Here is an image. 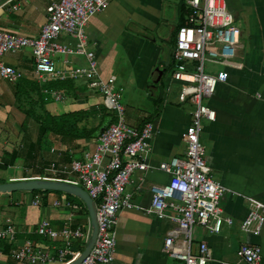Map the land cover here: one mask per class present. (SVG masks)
I'll use <instances>...</instances> for the list:
<instances>
[{
  "label": "built area",
  "instance_id": "built-area-1",
  "mask_svg": "<svg viewBox=\"0 0 264 264\" xmlns=\"http://www.w3.org/2000/svg\"><path fill=\"white\" fill-rule=\"evenodd\" d=\"M182 1L186 10L185 22L177 26L173 33L169 47L171 70L168 78L177 85V102L189 103L191 109L188 112L189 121L180 134L184 143L182 157H171L155 166L148 161L152 122L145 121L137 127L125 122L120 89L114 88L115 76L102 79L93 51L86 48L84 26L91 16L105 9L110 0L53 1L45 7V21L36 36L0 29V55L29 48L33 59L32 76L36 82L85 80L102 97L106 109L113 112L114 121L97 133L91 140L92 147L81 150L78 158L59 161L66 149L59 142H54L49 150L56 152V159L42 167L41 173L29 174V168L23 169L24 173L29 174L24 179H53L78 185L93 201L96 237L78 264H106L112 259L115 215L123 208L133 207L131 195L124 188L132 182L131 176L136 171L156 169L167 176L165 182L149 184V204L143 210L146 214L167 218L174 223L162 242V250L169 257L181 260L183 264H206L211 259V252L205 242H199L195 252L190 250L193 226L199 225L216 233L222 222L231 223L229 218L221 216L219 201L225 187L211 176L199 135L201 120L214 119V110L203 104L202 100L213 93L218 83L227 80L224 68L207 72L205 66L230 62L239 45V29L224 0ZM11 2L4 0L0 6ZM10 8L16 7L12 4ZM60 34L70 36L75 43L57 42ZM58 55H79L85 64L75 65L65 57L58 61ZM57 62H61L62 66L59 67ZM0 78L14 82L18 73L12 66L0 62ZM41 92L44 98L54 102L65 100L60 90L42 89ZM166 92L168 87L164 89ZM142 181L143 177L140 176L138 182ZM246 199L248 206L239 229L243 233L257 234L264 222V202ZM40 203L38 194L29 200L32 207H38ZM51 205L67 211L64 222L55 226L42 218L33 228V234L57 241L53 250L34 244L29 239L18 241L17 226L6 218L0 225V262L9 258L13 264H65L76 257L89 237L88 216L84 223H76L74 218L80 213L81 206L63 195L53 199ZM3 244L9 245L7 254L3 253ZM235 255L243 264H259L260 247L240 243Z\"/></svg>",
  "mask_w": 264,
  "mask_h": 264
},
{
  "label": "crops",
  "instance_id": "crops-1",
  "mask_svg": "<svg viewBox=\"0 0 264 264\" xmlns=\"http://www.w3.org/2000/svg\"><path fill=\"white\" fill-rule=\"evenodd\" d=\"M53 1L57 0H12L11 3L0 6V29L30 37L36 36L45 21V7ZM169 1L110 0L108 6L91 16L84 26L86 48L92 50L95 55L99 76L102 79L109 75L115 76L114 66L117 61L123 66L124 62L121 64V61L124 57L125 64L128 65L125 81H128L132 73L136 82L135 88H146L145 97L140 96L139 100L136 91L134 95L129 94L127 104L122 105L124 119L128 125L137 127L145 121H151L153 124V134L149 141L151 150L148 155L151 166L171 157H182L184 143L180 134L189 121L188 112L191 109L189 103H178L176 100L177 85L168 78L171 70L169 54L166 64L157 61L158 57L164 59L169 43L166 41L167 45L159 46L150 41L149 53H137L144 40L142 37L149 36L150 29L147 25L154 24L159 27L162 23L160 26H164V31L169 32L168 36L174 33L180 0L172 6L171 11L167 10H170ZM224 1L234 17L235 26L239 29V38L242 37L246 44L244 46L239 40L235 56L230 62L226 65L218 64L220 69L227 71V80L218 83L213 93L204 98L208 107L214 110V119L201 120L199 141L205 142L204 159L211 169V176L225 187L219 205L221 216L229 218L231 223L222 222L216 233L194 225L190 250L195 252L197 244L205 242L211 252V259L206 264H243L235 255L239 244H256L260 247L259 264H264V222L257 234L243 233L239 229L248 206L246 198L264 202V0ZM12 4L15 9L10 8ZM56 41L75 43L73 38L64 34H60ZM120 51L122 53H119ZM64 57L75 65L85 64L83 57L79 55H58L56 58L60 61ZM235 58L236 61H233ZM0 62L12 66L18 77L33 79V59L30 51L22 49L15 52L11 64L1 59ZM57 65L62 66L61 62H57ZM116 80L115 76V82ZM15 81L0 78V124L7 120L9 109L13 106ZM71 82L73 88L65 90V100H50L54 111L91 110L94 118L88 125H96L101 118L98 114L102 113L99 111L100 105H103L98 92L89 87L85 80L77 79ZM86 86L89 89L87 93ZM166 87L168 92L165 94ZM141 101H147L150 107L145 108L139 104ZM31 138H34L32 133ZM91 140H79L78 147L66 153L70 158H78L81 150L92 147ZM10 147L0 148V156ZM74 153H77L76 156ZM65 158L62 156L59 161H68ZM5 169L9 172L4 181H17L22 176L15 165ZM11 174L18 176L17 180L12 179ZM140 176L143 177L141 183L138 182ZM131 179L132 182L124 189L130 193L133 207L123 208L115 215V247L112 259L106 264H183L181 260L169 257L162 250L163 238L166 232L174 227V223L167 218L160 219L153 214H146L143 210L149 204V184L165 182L167 176L156 169H149L145 172H134ZM10 195L11 193L7 195L8 203L14 204L10 202ZM59 196L61 195L47 193L39 205L41 208L28 204L29 207L38 210L40 208L41 211L39 210L38 216L37 211L35 216H25L21 223L13 221L14 216L5 212L0 204V225L9 218L18 228V241L29 239L34 244L52 251L54 244L57 245L58 242L36 236L33 234V228L42 218L55 226L64 222L67 211L51 205L52 200ZM19 235H22V238ZM81 247L80 251L83 249V246ZM76 248L79 249V246L76 245Z\"/></svg>",
  "mask_w": 264,
  "mask_h": 264
},
{
  "label": "trees",
  "instance_id": "trees-1",
  "mask_svg": "<svg viewBox=\"0 0 264 264\" xmlns=\"http://www.w3.org/2000/svg\"><path fill=\"white\" fill-rule=\"evenodd\" d=\"M185 16L186 10L183 1L180 0L177 5L176 27L185 22ZM172 40L168 42L169 45L172 43ZM13 86V106L22 113L24 118L33 122L36 125V128L33 139L28 133L24 135L28 138L27 141H25V145L18 141L17 145L5 149L2 152L0 156V169L15 165L16 159H19L22 161L23 168H29L32 173H41L42 167L47 164V162L43 160L44 152H46L54 142L62 144L66 148V151H73L78 147L79 140L93 139L97 133H99L100 129L102 130L107 124L114 121L113 115H107L108 113H106V111L108 110H106L104 105L101 111L102 113L99 114L101 118H99L97 124L93 126H90L94 118V113L91 110L78 109L65 112H55L53 106L50 104V99L44 98V94L41 90H60L65 96V90L67 91L73 88L71 80H49L46 83H38L32 78L18 77ZM90 118L92 119L90 120ZM88 122H90L89 125ZM22 127L21 130H24V125ZM66 151L62 156L66 157L65 160H69L70 156H68ZM36 161L38 163H44V165L42 167H35ZM23 177V175L20 176L18 180L24 179ZM32 192L40 193L39 195H41L43 200L45 196L44 194L54 192L63 195L67 200L72 201L71 195L58 191L33 190ZM77 204L81 206L80 212L83 211L87 215L83 203ZM8 249L9 245L3 244V253L7 254ZM7 263L13 264L9 258H7Z\"/></svg>",
  "mask_w": 264,
  "mask_h": 264
},
{
  "label": "rangeland",
  "instance_id": "rangeland-1",
  "mask_svg": "<svg viewBox=\"0 0 264 264\" xmlns=\"http://www.w3.org/2000/svg\"><path fill=\"white\" fill-rule=\"evenodd\" d=\"M178 0H170L168 3L170 6V10L167 9L168 11H171V8L173 5L176 4ZM162 23L159 24V27H156L154 24L152 25H147L146 27L148 29H150V31H148V34L149 36L147 35H144V37H142V39H144L142 41V46H139V50L137 53H143L144 55L146 53H149L150 52V44L149 43L150 41H153L154 44H158L159 46L161 45H167L168 44V41L170 42L173 38V34L171 36H168V33L169 32H166L164 31V26H160ZM235 24V23H234ZM166 32V33H165ZM157 33V35H156ZM140 38V36H137ZM137 39V38H136ZM239 40L244 44H246V41L240 37ZM166 41H167V44H166ZM22 50V49H21ZM23 51H30L29 48H23ZM119 53H122V51H120ZM142 54V55H143ZM15 55V53H4L2 55H0V59L3 61V62H6L8 64H11L13 63V56ZM125 58L123 57L122 61H121V64L124 62L123 66L122 65H119L118 64V61H117V65H115V70L113 71L117 80L116 82L114 83V88H117V89H120V103L123 104V105H126L127 104V98H128V95L131 94V95H134V93L136 92L137 94H139L138 98L140 100V96L143 98L145 97V89H142V90H139L138 88L136 89V82L133 78V75L132 73L130 74V78L128 79V81H125L126 79V69H128V65L127 63L125 64ZM233 61H236V58L233 59ZM127 65V66H126ZM220 65H215V66H208L206 65L205 66V71L207 72H215L217 71L218 69H220ZM33 69V65L31 67ZM125 72V74H124ZM168 74V73H166ZM126 76V77H125ZM124 77V78H122ZM132 85V86H131ZM133 87V88H132ZM88 87L86 86L85 87V91L86 93L88 92L89 89H87ZM172 90V89H171ZM98 96H100L99 94H97ZM100 100H102V97L100 96ZM103 103V101H102ZM202 103L203 104H206V102L204 101V99L202 100ZM139 104L143 105L145 108H148L150 107L149 103L147 101H145V103L143 101L139 102ZM128 106H131V105H128ZM101 110L99 111H102L103 109V105H100ZM137 110H139V108L137 107L136 108ZM108 110V109H107ZM106 113H108L107 115H113V112L112 111H106ZM100 114V113H98ZM124 114V113H123ZM24 125V130H21ZM35 127L36 125L31 122L29 119L27 118H24V116L22 115L21 112H19L14 106H12L10 109H9V115H8V118L7 120H5V122H2V124H0V148H2L3 146H11L12 145H17L18 141L23 143V145H25V141H27V137L24 136L26 133H28L30 136H31V133H32V137L34 136V130H35ZM32 131V132H31ZM24 132V133H23ZM201 145L202 146H206L205 145V142L202 140L200 141ZM64 147V146H63ZM50 149V148H49ZM47 150L46 152H44V155H43V160L46 161L47 163L50 161V160H55L56 159V152H50V150ZM66 148L64 147V150ZM73 153V152H72ZM77 153H74L73 155L76 156ZM55 158V159H54ZM38 161V160H37ZM36 161L35 163V167H39V166H43L44 163H38ZM45 162V163H46ZM38 164V165H37ZM15 166L19 169L20 171V174H22L23 176L25 175H29L31 174V172L28 174V173H24L23 171V164H22V161L19 160V159H16V162H15ZM46 166V165H44ZM7 172H9L7 169H0V181H4L6 180L5 177ZM19 175V173L17 174ZM17 177L18 176H12L11 174V178L14 179V180H17ZM34 194H40L38 192L36 193H33L32 191L30 192H24V191H14L11 193L10 195V202L14 203V204H9L8 203V196L6 195H0V204L2 205L3 209L5 210V212H9L12 216H14V220L13 221H17L19 223H21L23 220H24V217L27 216V215H31V216H35V212L37 211V216L39 215V210L41 211V207L39 208H31L28 206L29 204V200L30 198L34 195ZM49 194H55V195H59L57 193H54V192H49ZM46 196V194H44ZM46 199V198H45ZM71 200L75 203H81L82 202L72 196ZM75 222L76 223H84L85 220H86V214L82 211L78 214L75 215V218H74ZM19 237L22 238V235H19ZM81 248V247H80ZM0 264H9L7 263V259L5 261L1 260Z\"/></svg>",
  "mask_w": 264,
  "mask_h": 264
},
{
  "label": "water",
  "instance_id": "water-1",
  "mask_svg": "<svg viewBox=\"0 0 264 264\" xmlns=\"http://www.w3.org/2000/svg\"><path fill=\"white\" fill-rule=\"evenodd\" d=\"M4 0H0V4ZM169 54V47H166L165 56L162 60L158 57L157 61H162L164 64L167 62ZM33 190H51L62 192L78 198L84 205L90 226L89 237L83 249L66 264H78L80 260L87 254L91 248L96 237V223H95V208L93 201L88 194L78 185H74L65 181L52 180V179H21L17 181H4L0 182V194L8 195L14 191L30 192Z\"/></svg>",
  "mask_w": 264,
  "mask_h": 264
},
{
  "label": "bare ground",
  "instance_id": "bare-ground-1",
  "mask_svg": "<svg viewBox=\"0 0 264 264\" xmlns=\"http://www.w3.org/2000/svg\"><path fill=\"white\" fill-rule=\"evenodd\" d=\"M169 47H170V45H169ZM53 180V179H52ZM80 187V186H79ZM86 192V191H85ZM40 196V195H39ZM40 198H41V196H40ZM41 201H42V198H41ZM66 264V263H65Z\"/></svg>",
  "mask_w": 264,
  "mask_h": 264
}]
</instances>
